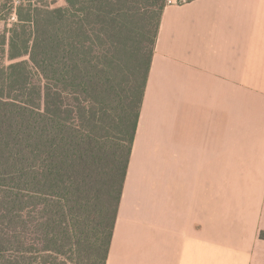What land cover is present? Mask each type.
<instances>
[{"label":"trees","instance_id":"16d2710c","mask_svg":"<svg viewBox=\"0 0 264 264\" xmlns=\"http://www.w3.org/2000/svg\"><path fill=\"white\" fill-rule=\"evenodd\" d=\"M38 4L0 34V264H106L166 0Z\"/></svg>","mask_w":264,"mask_h":264},{"label":"crops","instance_id":"0c3cea01","mask_svg":"<svg viewBox=\"0 0 264 264\" xmlns=\"http://www.w3.org/2000/svg\"><path fill=\"white\" fill-rule=\"evenodd\" d=\"M261 233L264 0L166 4L106 264H264Z\"/></svg>","mask_w":264,"mask_h":264},{"label":"rangeland","instance_id":"374dc122","mask_svg":"<svg viewBox=\"0 0 264 264\" xmlns=\"http://www.w3.org/2000/svg\"><path fill=\"white\" fill-rule=\"evenodd\" d=\"M17 0H0V34L5 33L9 30L13 24L16 22L15 8H17L22 2H17ZM35 3H40L38 5H48L50 8L64 7V0H34ZM4 64L8 65V61H4Z\"/></svg>","mask_w":264,"mask_h":264},{"label":"built area","instance_id":"2783aa9c","mask_svg":"<svg viewBox=\"0 0 264 264\" xmlns=\"http://www.w3.org/2000/svg\"><path fill=\"white\" fill-rule=\"evenodd\" d=\"M188 0H176V1H172V0H166V4H183L185 2H187Z\"/></svg>","mask_w":264,"mask_h":264}]
</instances>
